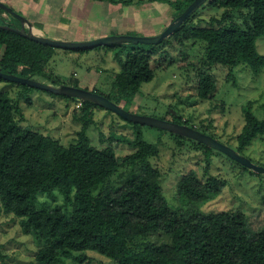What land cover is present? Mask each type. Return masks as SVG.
Here are the masks:
<instances>
[{
  "label": "trees",
  "instance_id": "16d2710c",
  "mask_svg": "<svg viewBox=\"0 0 264 264\" xmlns=\"http://www.w3.org/2000/svg\"><path fill=\"white\" fill-rule=\"evenodd\" d=\"M90 1L112 6L166 4L173 9V20L193 0ZM202 7L222 13L206 21L197 18ZM2 13L0 9V25L19 27L17 19L13 17V23L5 21ZM203 22L208 23L213 35L204 43L197 70L200 100L208 99L213 92L215 84L210 72L217 66L243 65L254 75L264 71V55L256 50V39L264 37V0H206L176 31L196 28ZM166 42L164 39L160 44L147 45L148 50L137 46L128 49L114 77L115 100L98 91L91 92L124 109L121 102L130 101L143 83L153 79L151 62L166 47ZM53 54L50 46L0 28V71L4 74L49 78L45 69ZM23 87L25 91L32 89ZM75 102L81 103L78 120L85 128L92 124L91 110L96 106ZM250 105L248 102L243 107L245 123L234 149L238 153L254 139L264 140V116L257 118ZM166 114L168 117L163 120L198 130L175 113L168 110ZM21 119L16 102L8 93L0 92V208L3 214L18 220L22 234L34 240L35 264H56L64 258L90 264L87 251L117 264H264V234L251 232L244 213L200 210L218 196L224 180L210 176L202 181L194 171H189L177 182L176 190L179 198L190 201L191 207L177 210L169 206L160 185L162 174L150 162L158 156V150L142 139L139 124L130 123L133 139L109 138L124 142L131 149L120 161L111 145L92 146L85 129L76 140L63 145L48 135L22 127ZM200 146L208 159L210 148ZM124 164L128 165V171L119 175L120 184L111 188V177ZM55 193L63 199L62 208H45L40 204V195L54 198ZM160 233L168 237L167 242L147 241L148 236Z\"/></svg>",
  "mask_w": 264,
  "mask_h": 264
},
{
  "label": "rangeland",
  "instance_id": "374dc122",
  "mask_svg": "<svg viewBox=\"0 0 264 264\" xmlns=\"http://www.w3.org/2000/svg\"><path fill=\"white\" fill-rule=\"evenodd\" d=\"M0 2L42 29L46 38L67 42L95 40L91 37L97 35L100 38L101 35L155 36L172 21L173 14L170 6L161 3L112 6L106 2L88 0ZM73 8H77L76 14H71ZM198 13L197 18L207 21L210 16H219L222 12L202 7ZM2 18L15 22L6 12L2 13ZM32 32L40 33L33 29ZM212 35L213 30L207 22L170 35L166 47L151 62L153 79L143 83L130 101L121 102L120 105L133 114L157 119L167 118L169 110L221 144L236 149V137L245 123L243 107L251 102V112L259 119L264 116V71L254 75L243 65L233 68L217 66L210 72L214 90L208 99L200 100L197 97V70L204 43ZM136 46L146 50L149 48L131 43L82 50L52 47L54 54L45 69L50 77L34 76L33 80L50 86H57V82L58 85H76L115 100L114 77L121 69L128 49ZM256 50L264 55V37L256 39ZM23 86L0 80V92L8 93L22 113V127L48 135L63 145L76 140L78 133L85 129L92 146L103 148L111 145L120 161L131 153L124 142L109 140L111 136L129 140L134 137L130 122L116 113L94 104L96 107L92 108L90 115L92 124L84 128L78 120L81 105L75 102L77 99L69 100L56 94L52 96L37 88L25 91ZM139 130L142 139L158 150V156L151 158L150 162L162 174L160 185L172 209L191 207L190 201L179 198L176 190L177 182L187 172L194 171L202 181L214 176L224 180L225 185L218 196L202 205L200 210L205 213L238 210L244 213L253 234H264V174L253 172L215 149L210 148L209 158L206 159L202 154L205 149L192 139L143 125ZM239 153L264 168L263 139H254ZM127 171L126 164L119 168L111 177V188L120 184L119 175L124 176ZM54 195V198L40 195V204L45 208H62V197L58 193ZM147 241L167 242L168 237L161 233L152 234ZM36 249L32 237L22 234L18 220L12 215L3 214L0 208V264H35ZM85 254L90 264H117L94 251ZM56 264L79 263L73 258H64Z\"/></svg>",
  "mask_w": 264,
  "mask_h": 264
},
{
  "label": "water",
  "instance_id": "95a60500",
  "mask_svg": "<svg viewBox=\"0 0 264 264\" xmlns=\"http://www.w3.org/2000/svg\"><path fill=\"white\" fill-rule=\"evenodd\" d=\"M206 0H193L187 8L176 18H174L159 34L155 36L149 37H136V36H105L95 40L89 41H80V42H67V41H58L49 39L43 36L36 35L32 32L31 24L22 16L15 13L10 7L4 5L0 2V9L3 12L11 15L15 19L20 22L19 28H12L7 25H0V28L14 31L16 34L28 38L34 42L44 44L54 48H63V49H88L97 46H106V45H120L125 43L131 44H144V45H157L160 44L164 39H167L170 35H172L181 24L187 20ZM0 79L9 81L12 83H17L21 85H26L31 88L42 89L47 92L67 96L70 98H75L80 101L90 102L99 107L105 108L109 111H112L125 119L126 121L139 124L147 127H152L158 130H164L172 134H176L182 137H186L192 139L198 143L205 145L208 148L215 149L230 158L236 160L238 163L243 165L244 167L251 169L255 173L264 174V168L258 165L253 164L249 159L241 156L234 149L221 144L216 139L202 133L190 126L176 124L173 122H169L163 119L152 118L148 116L136 115L131 112H128L118 106L117 104L111 102L106 97L74 86L68 85H58V86H50L46 84H42L36 80L30 78L18 77L12 74H4L0 71Z\"/></svg>",
  "mask_w": 264,
  "mask_h": 264
},
{
  "label": "crops",
  "instance_id": "0c3cea01",
  "mask_svg": "<svg viewBox=\"0 0 264 264\" xmlns=\"http://www.w3.org/2000/svg\"><path fill=\"white\" fill-rule=\"evenodd\" d=\"M86 1H87V0H86ZM88 1H90V0H88ZM94 3H95V2H94ZM94 5H95V4H93L92 7H94ZM72 10H73V11L71 12V14H74V13L76 14L77 8H73ZM45 23H46V22H45ZM30 24H31V28H32L33 30H35V31H39V32H40V33L33 32L34 34L45 37L44 32H43L42 29L36 27V26H35L34 24H32V23H30ZM19 27H20V25H19ZM19 27H18V28H19ZM92 36H94V35H92ZM102 36L105 37L106 35H101V37H102ZM91 38H96V39H97V38H100V37H99V35H97V36H94V37H91ZM88 40H92V39H88ZM93 40H94V39H93Z\"/></svg>",
  "mask_w": 264,
  "mask_h": 264
},
{
  "label": "clouds",
  "instance_id": "9594fccd",
  "mask_svg": "<svg viewBox=\"0 0 264 264\" xmlns=\"http://www.w3.org/2000/svg\"><path fill=\"white\" fill-rule=\"evenodd\" d=\"M163 31V30H162ZM81 105V103H79Z\"/></svg>",
  "mask_w": 264,
  "mask_h": 264
},
{
  "label": "built area",
  "instance_id": "2783aa9c",
  "mask_svg": "<svg viewBox=\"0 0 264 264\" xmlns=\"http://www.w3.org/2000/svg\"><path fill=\"white\" fill-rule=\"evenodd\" d=\"M80 105V104H79Z\"/></svg>",
  "mask_w": 264,
  "mask_h": 264
}]
</instances>
